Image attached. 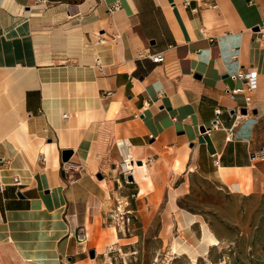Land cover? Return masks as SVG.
<instances>
[{
	"label": "crops",
	"instance_id": "0c3cea01",
	"mask_svg": "<svg viewBox=\"0 0 264 264\" xmlns=\"http://www.w3.org/2000/svg\"><path fill=\"white\" fill-rule=\"evenodd\" d=\"M262 22L264 0H0V264H79L147 236L216 246L181 200L195 180L264 196ZM246 70L256 88L231 93Z\"/></svg>",
	"mask_w": 264,
	"mask_h": 264
},
{
	"label": "rangeland",
	"instance_id": "374dc122",
	"mask_svg": "<svg viewBox=\"0 0 264 264\" xmlns=\"http://www.w3.org/2000/svg\"><path fill=\"white\" fill-rule=\"evenodd\" d=\"M181 204L205 216L219 239L217 242L212 236L216 246L201 253L193 244L195 238L193 241L183 238L182 244L189 245L191 251L194 249L186 254L178 251L182 247L176 241L178 252H173L175 243L169 250V243L164 242L161 247L158 239L147 236L140 250L124 253L111 249L108 252L107 246H103L93 258L88 256L91 260L87 258L79 264H264V196L228 195L216 191L206 181L195 180ZM93 244L91 239L90 248Z\"/></svg>",
	"mask_w": 264,
	"mask_h": 264
},
{
	"label": "built area",
	"instance_id": "2783aa9c",
	"mask_svg": "<svg viewBox=\"0 0 264 264\" xmlns=\"http://www.w3.org/2000/svg\"><path fill=\"white\" fill-rule=\"evenodd\" d=\"M254 32L257 34L256 39L260 40V41H264V22H262L260 25L257 26V29L254 30ZM151 58V60L155 63H160L164 60V55L163 52H156L154 54H151L149 56ZM233 78H239L241 80L244 81L245 87L243 88H235L232 91H230L231 93H238V92H243L245 89L246 90H253L256 88L257 86V77L256 74L253 73L250 70H246V71H241V72H237L235 73L233 76ZM246 101H249V97L246 96L245 97ZM220 113V109L216 108L215 109V114L218 115ZM218 128V124L215 121L210 127H205L203 126V130L201 132V134H210L211 130L213 129H217ZM228 132L231 134L232 130L229 129ZM254 157H263V150H258L257 152H254L252 154V158ZM124 162H128L125 161ZM61 170L63 172H79L80 170V165L70 162V161H62L61 162V166H60ZM131 169V164H129L128 166H126V170L129 171ZM72 177V175H70V178ZM131 211L130 210H124V209H120L119 208V204L116 205L115 210L111 213L110 218L112 220V222H114L115 226L117 227V229H119L121 232H130L131 231ZM74 237L77 241V243H84L87 240L86 237V232L85 230H83V228H79L75 231L74 233ZM111 250H108V252H110Z\"/></svg>",
	"mask_w": 264,
	"mask_h": 264
},
{
	"label": "water",
	"instance_id": "95a60500",
	"mask_svg": "<svg viewBox=\"0 0 264 264\" xmlns=\"http://www.w3.org/2000/svg\"><path fill=\"white\" fill-rule=\"evenodd\" d=\"M255 29H257V28H255ZM70 155H71V151H69V150H64V151L62 152V158H61L62 161H68ZM129 180H131V177H129ZM88 255H89L90 258H93L94 255H95V251H94V249H90V250H88Z\"/></svg>",
	"mask_w": 264,
	"mask_h": 264
},
{
	"label": "bare ground",
	"instance_id": "6f19581e",
	"mask_svg": "<svg viewBox=\"0 0 264 264\" xmlns=\"http://www.w3.org/2000/svg\"><path fill=\"white\" fill-rule=\"evenodd\" d=\"M128 159V158H127ZM126 166V165H125ZM231 187V186H230ZM236 189V188H235ZM111 229V228H110ZM107 232V231H106ZM110 232V231H109ZM110 238V237H109ZM100 241H102V240H100Z\"/></svg>",
	"mask_w": 264,
	"mask_h": 264
}]
</instances>
